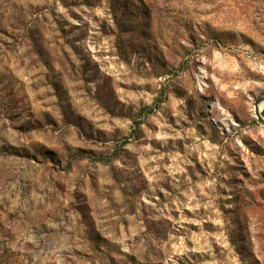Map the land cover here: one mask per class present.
I'll use <instances>...</instances> for the list:
<instances>
[{"label": "rangeland", "instance_id": "1", "mask_svg": "<svg viewBox=\"0 0 264 264\" xmlns=\"http://www.w3.org/2000/svg\"><path fill=\"white\" fill-rule=\"evenodd\" d=\"M263 102L264 0H0V264H264Z\"/></svg>", "mask_w": 264, "mask_h": 264}, {"label": "trees", "instance_id": "2", "mask_svg": "<svg viewBox=\"0 0 264 264\" xmlns=\"http://www.w3.org/2000/svg\"><path fill=\"white\" fill-rule=\"evenodd\" d=\"M162 103H163V101L158 100L154 108L149 107V108L145 109L144 111L147 112V113H149V114H152L155 110H157L158 108H160V105Z\"/></svg>", "mask_w": 264, "mask_h": 264}, {"label": "water", "instance_id": "3", "mask_svg": "<svg viewBox=\"0 0 264 264\" xmlns=\"http://www.w3.org/2000/svg\"><path fill=\"white\" fill-rule=\"evenodd\" d=\"M258 105H259V104H257V106H256V115H257L258 121H259L260 123L264 124V117H263V115H262L260 109L258 108Z\"/></svg>", "mask_w": 264, "mask_h": 264}, {"label": "bare ground", "instance_id": "4", "mask_svg": "<svg viewBox=\"0 0 264 264\" xmlns=\"http://www.w3.org/2000/svg\"><path fill=\"white\" fill-rule=\"evenodd\" d=\"M263 104H264V102H263ZM258 108L260 109V106L258 105Z\"/></svg>", "mask_w": 264, "mask_h": 264}]
</instances>
